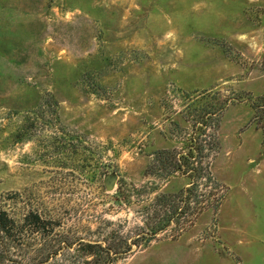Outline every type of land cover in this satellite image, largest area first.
Segmentation results:
<instances>
[{"label":"rangeland","instance_id":"obj_1","mask_svg":"<svg viewBox=\"0 0 264 264\" xmlns=\"http://www.w3.org/2000/svg\"><path fill=\"white\" fill-rule=\"evenodd\" d=\"M263 55L264 0H0V264L106 261L118 188L217 99L218 214L112 264H264Z\"/></svg>","mask_w":264,"mask_h":264},{"label":"trees","instance_id":"obj_2","mask_svg":"<svg viewBox=\"0 0 264 264\" xmlns=\"http://www.w3.org/2000/svg\"><path fill=\"white\" fill-rule=\"evenodd\" d=\"M227 103L228 100L220 102L217 99L215 103L196 108L192 133H185L188 137L181 138L179 150L162 149L151 154L152 159L146 166L144 177L155 178L160 184L179 177L185 181V185L172 193L159 192L158 183H147L140 187L120 186L115 193L114 203L120 208H133L135 219L139 221L130 231L134 235H122L128 220L118 221L114 225L116 229L110 233L117 242L110 248L98 242L82 243L86 254H95V249L104 251L107 257L102 264H112L134 250L147 248L161 234L171 231L173 237H180L205 213L211 212L213 217L218 214L227 192L213 175L212 163L219 152V144L216 136L208 131L216 128L218 117ZM34 220L35 223H42L37 215ZM0 227L2 232H7L3 213L0 214Z\"/></svg>","mask_w":264,"mask_h":264},{"label":"water","instance_id":"obj_3","mask_svg":"<svg viewBox=\"0 0 264 264\" xmlns=\"http://www.w3.org/2000/svg\"><path fill=\"white\" fill-rule=\"evenodd\" d=\"M116 184V178H107L105 180V187L108 192H111L114 190Z\"/></svg>","mask_w":264,"mask_h":264}]
</instances>
